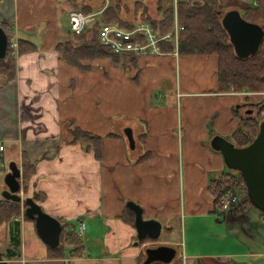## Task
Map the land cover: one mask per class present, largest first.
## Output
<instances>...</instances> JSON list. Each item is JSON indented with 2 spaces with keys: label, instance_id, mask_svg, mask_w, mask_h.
<instances>
[{
  "label": "crops",
  "instance_id": "obj_1",
  "mask_svg": "<svg viewBox=\"0 0 264 264\" xmlns=\"http://www.w3.org/2000/svg\"><path fill=\"white\" fill-rule=\"evenodd\" d=\"M72 10L67 0H0V22L10 25L14 38L37 46L33 53L15 52L13 81L4 84L0 77V169L7 161L20 168L25 154L35 166L27 195L39 193L42 212L59 221L74 222L75 228L84 223L78 235L84 247L83 236L98 244L102 255L86 258L83 247L82 258H51L46 244L41 246L36 238L27 241V222L21 216L0 225L1 261L144 264L147 248L166 245L176 250L167 264H264L262 212L240 205V210L222 215L223 226L206 192L211 181L230 171L212 147V138L232 142L231 135L248 113L244 108L253 105L256 110L263 101L218 93L212 56L162 50V56L124 55L113 65L92 60L84 71L68 67L58 59L55 45L71 34L67 14ZM60 13L66 29L61 28ZM73 125L102 138L99 159L71 142ZM5 190L4 184L0 191ZM128 203L141 208L144 220L159 221L166 239L139 244L128 221L134 216ZM238 214L241 218L236 219ZM226 216L239 229L249 222L256 238L243 237L234 244L220 240V229L229 228ZM204 227L211 231L208 238ZM178 228L185 237L188 233L190 247L172 239Z\"/></svg>",
  "mask_w": 264,
  "mask_h": 264
},
{
  "label": "trees",
  "instance_id": "obj_2",
  "mask_svg": "<svg viewBox=\"0 0 264 264\" xmlns=\"http://www.w3.org/2000/svg\"><path fill=\"white\" fill-rule=\"evenodd\" d=\"M72 2L74 10L82 14L89 15L100 11L103 8L102 0H95V3L78 4ZM227 0H181L177 5V24L179 29V40L177 52L179 55L212 56L216 60V82L219 92H228L230 88L236 92L252 93L240 99L246 101L251 98L263 101L264 93V39L259 50L252 56L240 59L235 56L232 45L229 43L228 35L221 25V15L224 13L220 8ZM236 8L240 11L241 17L245 21L264 24V0H258V5L252 7L240 3ZM173 0H109V4L95 17L94 22L79 34L71 33L67 38L62 39L55 45L58 59L68 67L77 71H84L89 68L88 62L98 59L109 60L112 65L120 62L124 55H118L101 44L98 40L99 29L103 25H114L126 30L132 29L138 23H148L157 36H164L173 30ZM226 12V11H225ZM2 30L8 38L6 57L0 60V77L4 78L3 83H9L16 78V57L23 54L33 53L37 46L29 40L17 38V47L12 48L11 42L15 40L13 33L9 30L7 22H0ZM91 36L88 37V34ZM161 50L172 52L175 48L172 43L160 44ZM2 84H0L1 86ZM264 120V106L258 110L256 117H249L241 124L232 135V143L236 147H244L251 143L258 133L259 123ZM72 136V143L81 145L87 152H92L97 159L100 156L101 137L93 133L84 131L78 126H74L69 131ZM21 182L23 195L27 199L30 197L38 203L41 195L34 193L28 196V184H30L35 166L26 157L21 155ZM239 191L241 207L249 203L245 184L240 174L230 171L223 174L219 179L211 181L206 192L209 194L213 207L219 206L220 197L230 188ZM251 204V203H249ZM27 204L4 199L0 191V225L23 216L25 220H30L25 215ZM264 216V213L263 215ZM134 216L130 220L134 226ZM34 222V221H33ZM61 232L58 247L52 249L47 246L51 258H82L84 256V245L77 228L71 223L60 221ZM146 241H153L149 237L139 240V244ZM156 264V263H154Z\"/></svg>",
  "mask_w": 264,
  "mask_h": 264
},
{
  "label": "water",
  "instance_id": "obj_3",
  "mask_svg": "<svg viewBox=\"0 0 264 264\" xmlns=\"http://www.w3.org/2000/svg\"><path fill=\"white\" fill-rule=\"evenodd\" d=\"M221 25L226 31L229 43L233 52L240 59L254 55L260 48L264 39V30L257 23L245 21L237 9H230L221 15ZM7 34L0 26V60L7 54L8 46ZM126 136L130 147H133L131 132L126 130ZM212 147L221 153L223 164L229 170L240 174L245 184V190L251 203L255 208L264 213V120L259 123L256 137L244 147H236L231 141L216 136L212 138ZM20 168L15 162L9 164V171L4 177V184L7 190L2 192L4 199L21 202L20 192ZM27 208L25 215L34 221L38 238L48 247L54 249L59 245L61 224L55 217L42 212L41 207L30 197L24 198ZM129 208L134 213V226L137 240L145 237L157 239L160 235L161 224L155 220H144L142 210L135 204L128 203ZM146 258L144 264L153 262L169 263L176 255L173 247L158 245L149 247L145 251ZM0 264H7L2 262Z\"/></svg>",
  "mask_w": 264,
  "mask_h": 264
},
{
  "label": "built area",
  "instance_id": "obj_4",
  "mask_svg": "<svg viewBox=\"0 0 264 264\" xmlns=\"http://www.w3.org/2000/svg\"><path fill=\"white\" fill-rule=\"evenodd\" d=\"M181 0H173V17L175 26L173 30L164 35L157 36L153 31L152 27L148 25V23H138L132 29L126 30L118 26L114 25H103L98 32V40H100L101 44L108 47L111 52L118 55H133L136 57H145V56H162L166 53L161 50L160 44L163 43H172L174 45V55L177 54L178 47V32L181 27L177 24V5ZM248 4L257 6L258 0H244ZM103 8L98 11L101 12L106 6L109 4V0H102ZM97 12L91 13L89 15L82 14L80 11L72 10L68 15V28L71 33L79 34L83 32L88 25H91L95 17L98 15ZM11 47L16 48V38L13 42H11ZM237 96L249 95L252 93H234ZM264 96V93H263ZM4 145L0 143V153L4 151ZM4 162L2 161V157L0 156V168L3 167ZM235 189L232 187L227 190L219 199V208L218 212L215 214V218L221 219V216L227 211L236 207L237 202L239 201V197L234 191ZM22 198V191L20 193ZM20 198V199H21ZM22 204V199H21ZM85 229V224L80 223L78 228V233H81Z\"/></svg>",
  "mask_w": 264,
  "mask_h": 264
},
{
  "label": "rangeland",
  "instance_id": "obj_5",
  "mask_svg": "<svg viewBox=\"0 0 264 264\" xmlns=\"http://www.w3.org/2000/svg\"><path fill=\"white\" fill-rule=\"evenodd\" d=\"M240 3H242V4H245L246 6H247V2L246 1H244V0H227L226 2H225V5L224 6H222V7H220L222 10H223V12L225 13V11H228V10H230V9H236L237 7L239 8L240 7ZM66 10V9H65ZM238 10V9H237ZM60 15H62V19H61V23L63 24V26L61 27L62 29H66V27H67V25H66V18H65V16H64V14L63 13H60ZM174 26H175V24H174ZM174 28V27H173ZM172 31V30H171ZM170 31V32H171ZM169 32V33H170ZM168 34V33H167ZM166 35V34H165ZM229 91H231V95L233 94V95H235L234 93H238V94H241V93H243L244 91H242V92H236V91H234L233 89H232V87L230 88V90ZM245 93H247V94H249L248 92H245ZM237 96V95H236ZM241 96V95H240ZM255 108V106H253V105H251V106H247L246 108H244L245 110H253V108ZM11 163V161L10 162H8L7 161V163H6V165H5V168H3V169H0V187H2L3 185H4V177H5V173H8V171H9V164ZM228 172H230V171H228ZM21 185H22V182H21ZM20 185V186H21ZM22 187V186H21ZM236 191H238V190H236ZM238 195H239V199H240V201H241V197H240V194H239V191H238ZM22 198H25V196L23 195V191H22ZM245 207V209H246V211H249V209L250 210H254V212H256L257 213V209L255 210L254 208V206L252 205V204H247V205H245L244 206ZM243 206H242V208H244ZM252 208V209H251ZM238 210H240L239 208H237ZM242 210V209H241ZM262 212V211H261ZM258 214V213H257ZM262 215H263V213H262ZM227 218H228V220H227V223L229 224V228L226 230V229H220L221 231L218 233V235H219V239L221 240H227L228 242H230V243H232V244H234V242H235V240H240L241 238H243V237H247V236H250V237H253V238H256V229L255 228H253V229H249V222H247V223H244V224H242L241 223V228L239 229L238 227H237V223H230L229 222V219H231V217H228V216H226ZM237 218L236 219H239V218H241L240 217V214H238L237 216H236ZM26 222H27V224H26V226H25V231H26V239H27V241H30V240H32V239H34L35 240V238H36V242H38V244H40L41 246H43L42 244H44L42 241H41V239L40 238H38V234H37V232H36V229H35V223L33 222V221H30V220H26ZM172 222H173V227L176 229L178 226L176 225V224H178V221L176 220V219H173L172 220ZM218 222H220L223 226L226 224V223H224V219H222V220H218ZM73 223V227H76V223H74V222H72ZM78 228V227H77ZM164 230H162V231H160V236L157 238V239H159L160 241L161 240H164V239H166V235H165V233L163 232ZM183 230L181 229L180 230V228H178L176 231H173V235H172V239H174V241H176L177 243H179L180 241H182L183 242V245L184 244H186V245H188L189 246V243H190V237H189V235H188V233H186V237L184 236V233L182 232ZM202 232H203V234H204V236L206 237V238H208L209 237V233L211 232L210 231V229H208V228H202V230H201ZM200 235V237H201V233L199 234ZM228 236H230V237H228ZM83 241H84V244H85V247H84V249H86V258H89V256L90 255H92L94 258L97 256V255H102V252H101V250H100V248H98L99 246H98V244H96V243H94V242H90V241H85V236H83ZM252 245H254V243H252ZM190 247V246H189ZM177 248H178V250H181V247L180 246H177ZM68 258V257H67Z\"/></svg>",
  "mask_w": 264,
  "mask_h": 264
},
{
  "label": "flooded vegetation",
  "instance_id": "obj_6",
  "mask_svg": "<svg viewBox=\"0 0 264 264\" xmlns=\"http://www.w3.org/2000/svg\"><path fill=\"white\" fill-rule=\"evenodd\" d=\"M247 5H250V4H248L247 3ZM258 5V4H257ZM250 6H252V7H255V6H253V5H250ZM260 26H261V28L264 30V24L263 23H258ZM249 114H247L246 113V115H251L252 113H253V110H246Z\"/></svg>",
  "mask_w": 264,
  "mask_h": 264
},
{
  "label": "bare ground",
  "instance_id": "obj_7",
  "mask_svg": "<svg viewBox=\"0 0 264 264\" xmlns=\"http://www.w3.org/2000/svg\"><path fill=\"white\" fill-rule=\"evenodd\" d=\"M179 33V32H178Z\"/></svg>",
  "mask_w": 264,
  "mask_h": 264
}]
</instances>
